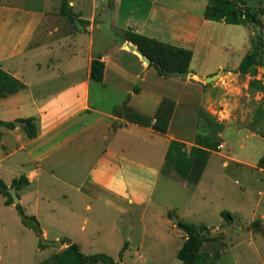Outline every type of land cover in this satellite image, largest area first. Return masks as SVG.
I'll use <instances>...</instances> for the list:
<instances>
[{"label": "rangeland", "instance_id": "1", "mask_svg": "<svg viewBox=\"0 0 264 264\" xmlns=\"http://www.w3.org/2000/svg\"><path fill=\"white\" fill-rule=\"evenodd\" d=\"M66 1L0 0L1 39L7 29L5 26L19 27V24L12 22L13 16L8 12L23 8L26 12H47V15L56 16L61 5L66 9ZM75 1L78 9H91L90 12H103V15L107 6H111L109 0ZM208 1H111L117 7L115 12H121V23L124 24L128 16L132 21L142 19L147 22L141 28L142 34L173 45L183 43L191 46L196 69L216 73L221 64L230 69L231 74L223 69L224 74L218 75L213 83H206V93L202 97L204 104L201 102L199 114L194 112L198 98L190 94L185 106L190 110L183 114L179 109L172 123L173 131L179 130L183 135L199 134L201 139L219 142L216 149L210 150L198 184H191L187 180L183 182L167 166L163 167L166 173L154 175L153 166L163 160H156L159 156L157 152H153L156 155L153 157L150 153L140 155L139 152L149 150L142 148L138 151L133 146L125 147L124 151L133 161H143L146 165L139 169L132 163L128 166L126 162L119 161L125 166L122 175L126 190L109 186L108 181L114 180V177H109L103 183L94 180L91 170L98 164L105 147H118L113 142L112 130L106 129V111L126 100L128 109H139L143 115L155 114L152 112L154 110L144 107V100L151 103L150 98L160 96L168 89L150 79L146 81L147 92L130 96L124 87L118 85L122 83L126 86L128 80L118 78L109 70L104 83L90 82V110L69 117L62 125V129L67 128L63 132L70 141L46 154L39 163V180L33 179L34 183L28 188L16 189L18 195L25 197L20 203L24 213L36 216L40 228L46 231V240H56L52 238L60 236L61 240L67 238L72 241L69 237H62L70 235L80 245L84 255L108 256L107 262L98 261L95 264H181L176 257L186 237L185 232L176 227V221L181 220L194 223L203 235L216 236L215 240L202 243L201 252L208 254V264H264V173H258V167H255L257 159L264 152V0H246L243 7L259 8V21L244 24L204 18ZM11 7L13 11L6 10ZM69 11L67 8L66 12ZM41 28L38 27L37 31ZM97 28L91 33L94 50H97L100 39L110 40ZM258 34L263 44L257 42ZM83 36L77 40L81 46L76 45L81 50H77L78 54L71 61L61 56V65L74 68L73 65L77 64L78 69L70 74L73 82L80 81L87 73L84 63L89 39L88 35ZM181 37L187 38V41H181ZM192 39H196L195 46L188 42ZM42 52L40 47L32 49L31 59L27 60L45 62L47 55L42 56ZM250 52L256 53L260 63L252 66L247 73H241L237 66L242 57ZM14 56L2 64L9 62L10 65L19 59L24 60L21 57L26 55L16 53ZM73 60L75 62L72 63ZM24 71L25 79L30 82V93H34L37 84L48 94L71 82L59 78L48 86L47 82L38 80L32 66H26ZM253 78L259 80L256 88L249 86ZM77 84L76 88L84 92V88ZM79 98L82 101L83 98ZM4 100V97H0V118L9 115L5 114L9 108H1ZM76 105L73 104L72 109L77 108ZM162 107V113L168 112L170 104L164 103ZM125 132L127 137L134 136L131 129ZM104 133L108 135V140L102 138ZM144 137L145 134L142 139L150 145ZM11 143L14 140L7 142L8 149ZM146 144L142 143V146ZM5 152L0 148V180L10 182L30 165V158L22 151L4 157ZM11 187V184L7 186L8 189ZM128 197H134L135 204L129 202ZM5 198L0 194V264H60L55 255L68 247L66 243L62 242L60 246L42 245L38 232L21 222L14 204H4ZM170 210L173 212L171 217L167 213ZM222 210L230 212V220L221 215ZM256 219L259 220L257 227L252 225ZM121 250L122 254L119 255Z\"/></svg>", "mask_w": 264, "mask_h": 264}, {"label": "crops", "instance_id": "2", "mask_svg": "<svg viewBox=\"0 0 264 264\" xmlns=\"http://www.w3.org/2000/svg\"><path fill=\"white\" fill-rule=\"evenodd\" d=\"M62 1L63 0H61V2ZM66 3L67 4H65V7L66 9L68 8V10L70 9L69 13L74 15L76 17L75 19L78 21L80 19L83 22L81 24L83 29H78L75 24V19L74 21H71L67 15L62 12V8L66 12V9L62 5L59 8V11H56V16L53 14L47 15V12H31L29 10L26 12L23 10V8H17V12H8L11 14V16H13L12 22L19 24V27L14 28L12 26H5L7 29L5 30L3 40L1 39L0 35V65L1 67L3 66V69L5 68V71L23 82L25 88L14 94L4 97V105H2L1 108L2 110L9 108V111H5V114L9 115L8 117H2L0 119L4 121H13L27 117H34V122L37 127V135L33 138H29L26 135L25 130L22 129V125L19 124H16L14 128L1 127L0 148L6 150L4 157H9L16 151H22L28 156V158H30V165L26 167V169L21 173V175L25 176L28 180V183L23 187L28 188L31 186L34 183L33 179L39 180V176H41L39 173V163L45 158L46 154L59 146H65L67 144L66 142L70 141L63 132L67 131V128L63 127L62 129V125L69 119V117H72L78 113H82L85 110H90V103L88 101L90 82L92 80L89 76L90 63L93 58L99 57L104 62V75L100 82L104 83L108 78V71L112 70L114 74L118 75V78L128 80V84H126V86L122 83H118V85L122 88L124 87L125 91L129 92L130 96L140 95L142 92L144 93V91L147 90L146 81H150V79L151 81H157L166 89H169H167L163 94H160V96H155L153 99L150 98L151 103L149 100H144V107H147L148 110H154L152 112H155V114L151 113L145 116H148L154 120L156 113L160 110V108H162L164 103H169L170 109L168 126L166 132L164 133L156 131L151 127L129 121L125 116L121 115V110L128 109L126 100L122 103H119V106L118 104L114 105L110 111L107 110V119L105 120L106 129L112 130V135H114L113 142L116 143L118 147L116 149H114V145H107L105 147L98 158V164H96L91 170V176L94 178V180L100 183H103L104 180L108 181L109 177H114V180L110 179L108 181L109 186L117 188L120 187V190H126V181L122 175L123 168L125 166L119 164V161H122L123 163L126 162L128 166L129 163H132L138 166L139 169H143L146 165L143 163V161L140 163L133 161V159L128 156V153L126 154L124 148L129 146H133L138 151L142 150V148L144 150H149L148 152H139L138 154L140 155L146 154L147 156V154L150 153L153 157L156 156L153 154V152H157L156 154L159 156L156 160L160 159L161 161L162 159L163 161L157 165H152L154 168L152 169L153 174L158 175L163 174V172L166 173V171L163 169L164 166L166 167L164 158L171 140L183 142L187 151L191 146L196 144V134L183 135V133L179 132V130H171V127L172 123L175 122L179 109L184 112L183 114L190 110V108L187 109L185 107L188 105V97L190 94H193L198 98L194 107V112L196 111L199 114V107L202 102V97H204V93H206V84H198L197 82L191 80H182L181 78L173 75H159L153 69V67H149L148 64L143 61L142 57L135 51L128 49L125 45H118L111 40H108L109 42H107L106 40L100 39V42L96 46L97 50H94V47L92 49L94 39L91 37V33L97 28L96 24L104 20L103 12H90L91 9L88 11L86 9L85 11L81 10L80 8L78 9V4L75 0H67ZM111 6V26L117 33L122 35L126 29H131L132 31L141 33V28L143 25H146V21L142 19H136L132 21L130 16H128L125 19V23L123 24L119 19L121 12H115V8H117L115 6V2H113V5ZM13 9L14 8L12 7L6 8L7 11H13ZM29 15L35 17L29 18ZM61 18H63V20H61ZM29 19L31 21H29ZM33 19L34 21H32ZM38 27H42L41 30L37 31ZM116 28L122 32L118 31ZM36 35L37 37H35ZM83 35H88L89 39L88 42H86L87 57L85 59L86 63H84L86 67L85 71H87V73L80 81L73 82L70 74H73L78 69L76 68L77 64L73 65L74 68H71L70 66L67 67L65 64L61 65V56H64L67 60L71 61V58L77 55L78 51L81 50V48L77 49L76 45L81 46V43H78L77 40L84 37ZM181 41H187V38L181 37ZM188 42H191L194 44V46L196 45V39L195 41L194 39L188 40ZM180 44H182L180 45L181 47L188 48L192 51L188 69L194 71L196 74L202 75L203 77L215 73L214 71L196 69L193 64V48L191 46L187 47L183 43ZM39 47L43 50L42 56L47 55V60H45V62L38 59H34L32 61L27 60L31 59L30 56L32 54L30 51ZM9 49H11L10 52ZM16 53H25L26 56L21 57L24 60L19 59L10 65L9 62H6V65L2 64L8 59H13ZM73 62H75V60H73L72 63ZM26 66H32L35 68V72L38 74V80L47 82L46 84L48 86H50V82L59 78L68 79L71 82L66 83L56 91H51L48 94H46L43 87H40L37 84L34 93H30V82L24 77V69ZM223 69L227 70V74H231L229 72L230 69L226 66L223 67L221 64L217 71L219 72V77L221 74H224ZM137 80L139 81L138 85H136ZM77 82L81 87L84 88V92H80L76 88ZM134 87H137L138 90L134 91ZM25 91H27V93ZM79 97H81V99L83 98L82 101ZM208 99L210 100V98ZM75 103L78 104L76 105L77 108L72 109L73 104ZM202 104H204V101ZM134 110L139 113L141 112L139 109ZM84 129H86V127H84ZM126 129L133 130L134 136L127 137L125 134ZM144 134V139L147 140L148 144L150 145H147L142 139ZM102 138H104V140H108V135L104 133L102 134ZM12 140H14V143H11V147L8 149L7 142ZM142 143L146 144V146L143 147ZM255 167H258L257 164H255ZM258 171V173H264L261 172L264 171V168L258 167ZM180 179L183 182H186V180L182 178ZM3 182L9 186L12 181ZM37 184L38 181L35 182V185ZM18 190H21V188ZM18 197L20 203L25 198L24 195H18ZM133 199L135 200L134 197H128V201L132 204H135ZM136 201L139 200L136 199ZM41 233L44 237L46 236V231L42 228ZM62 237H69L72 239V242H76L72 237H70V235H62ZM60 238L61 237L58 236L52 239L61 240ZM78 246L79 250L81 251L80 245Z\"/></svg>", "mask_w": 264, "mask_h": 264}, {"label": "trees", "instance_id": "3", "mask_svg": "<svg viewBox=\"0 0 264 264\" xmlns=\"http://www.w3.org/2000/svg\"><path fill=\"white\" fill-rule=\"evenodd\" d=\"M111 1L112 0H109V4L112 5ZM245 3L246 0H209L203 16L208 20L223 21L232 24H244L247 21L257 23L259 21V8L254 6L243 7ZM62 12L66 14L71 21H74L76 18L71 13L65 12L63 8ZM79 23L82 24L83 22L79 19ZM122 36L126 40L135 44L137 48L143 52V54L149 59L148 66L153 67L159 75L168 76V72L170 71H186L189 67L192 51L188 48L173 45L154 37L132 31L131 29L124 30ZM257 42L263 44L259 34ZM259 63L260 60L256 53H246L242 57L237 69L241 73H247L252 66L258 65ZM103 75L104 62L99 57L93 58L89 69L90 78L94 81H101ZM257 84H259V80L256 78H253L249 82V86L254 88H256ZM24 88L25 85L23 82L0 67V97L14 94ZM137 90V87H134V91ZM162 108H160L155 115L154 120L132 109L121 110L120 114L125 116L129 121L151 127L156 131L164 133L168 126L169 110L168 112L162 113ZM20 120L27 123L26 126H22L26 135L29 138L35 137L37 135V127L34 122L35 118L27 117ZM1 126L14 128L16 125L13 121H4L0 119V127ZM262 135L264 136V133H262ZM199 137V134L196 135V144L191 146L188 151L185 149L183 142L171 140L164 158V163L167 167L173 169L180 178L187 180L191 184H196L199 181L202 169L209 157L210 150L216 149L219 145V142L217 141L211 143L209 139H201ZM256 164L258 167L264 168V152L258 158ZM27 183V178L21 175L12 180L11 186L20 189ZM0 194L6 197L4 204H14L20 215L21 222L25 226L34 229L36 232H41L40 224L35 216L26 215L20 202L14 203L13 197L3 181H0ZM167 213L170 217L173 214L171 210ZM221 215L227 220L231 219V214L227 210H222ZM258 224V219L252 221L253 226L257 227ZM176 227L184 231L186 234L185 239L176 252V257L181 261V264H208V254L201 252L202 243L204 241L215 240L216 236L203 235L194 223L181 220L176 221ZM203 228L207 229L206 226H203ZM121 254L122 250L119 255ZM55 258L60 264H95L98 261L107 262L109 259L108 256L104 254L84 255L79 250L78 244L75 242L66 247L62 252L57 253Z\"/></svg>", "mask_w": 264, "mask_h": 264}, {"label": "water", "instance_id": "4", "mask_svg": "<svg viewBox=\"0 0 264 264\" xmlns=\"http://www.w3.org/2000/svg\"><path fill=\"white\" fill-rule=\"evenodd\" d=\"M111 12H112V7L108 5L104 14V20L96 24L102 35H104L105 37H107L108 39H110L111 41L115 42L118 45H125L128 49L135 51L137 54H139L142 57L143 61L148 64L149 59L143 54V52L139 48H137L135 44H133L129 40H126L121 34L117 33L112 28ZM75 24L78 29H83V26L79 23L77 19H75ZM218 74L219 72H216L214 74L203 77L202 75L196 74L194 71L190 69H187L186 71L173 70L168 72V76L169 75L177 76L182 80H191L197 82L198 84L213 83L214 79L218 76ZM15 122L16 124L22 126L27 125V123L22 120H16ZM8 191L12 195L14 203H17L19 201V197L15 191V187L12 186L11 188L8 189ZM37 235L42 245L60 246L62 242H65L67 246L72 244V241L67 238L63 240H46L41 232H38Z\"/></svg>", "mask_w": 264, "mask_h": 264}]
</instances>
